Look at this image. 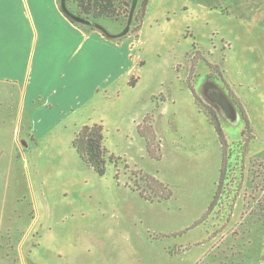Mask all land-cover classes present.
Masks as SVG:
<instances>
[{"label": "rangeland", "instance_id": "1", "mask_svg": "<svg viewBox=\"0 0 264 264\" xmlns=\"http://www.w3.org/2000/svg\"><path fill=\"white\" fill-rule=\"evenodd\" d=\"M231 2L149 0L135 53L139 61L129 77L135 83L121 86L118 98L112 96L89 113L104 127V146L117 161L108 163L104 176L85 165L73 148L75 133L84 126H63L39 145H29L35 213L25 180L23 217L3 226L7 233H0V263L19 264L21 250L25 264H260L264 78L254 68L255 50L236 44L229 48L224 41L229 30L243 26L228 14ZM103 25L110 34L125 30L123 22L104 20ZM210 109L217 113L228 145L241 139L249 145L241 190L230 222L219 233L224 219L218 213L200 225L223 165ZM125 187L184 204L177 216L160 212L161 227L180 233L160 236L154 245L130 232L115 233V204L141 200ZM102 225L107 226L95 234ZM175 247L181 255L165 252ZM7 253L13 256L6 258Z\"/></svg>", "mask_w": 264, "mask_h": 264}, {"label": "crops", "instance_id": "2", "mask_svg": "<svg viewBox=\"0 0 264 264\" xmlns=\"http://www.w3.org/2000/svg\"><path fill=\"white\" fill-rule=\"evenodd\" d=\"M228 9L243 26L229 30L224 41L229 48L236 44L255 50L254 68L264 78V0H232ZM138 38L130 36L118 44L98 31L88 34L62 13L59 0H0V233H7L3 226L10 220L18 222L23 217L22 205L28 199L25 180L30 184V205L35 213L26 149L63 126L77 130L99 124L89 113L111 102L112 96L118 98L121 86L133 85L129 77L139 61L135 55ZM27 113L30 131L26 132ZM124 189L141 200L115 204L111 219L115 233L130 232L151 245L159 242L160 236L180 233L179 229L161 227L160 212L177 216L184 204L178 205L174 198L151 202L136 189ZM177 247L165 252L179 256ZM131 252L137 255L134 247ZM19 254V264H25L21 250ZM97 254L103 256L100 251ZM12 256L5 254L6 258ZM260 264H264V238Z\"/></svg>", "mask_w": 264, "mask_h": 264}, {"label": "trees", "instance_id": "3", "mask_svg": "<svg viewBox=\"0 0 264 264\" xmlns=\"http://www.w3.org/2000/svg\"><path fill=\"white\" fill-rule=\"evenodd\" d=\"M148 3L149 0H138L134 17L127 32L124 31L131 19L134 0H65V6H63V0H59V7L71 23L79 29L88 34L98 31L108 40L121 44L130 36L138 38ZM71 14L79 18L81 22L74 19ZM104 20L123 22L125 24V30L120 35H109L103 30V28H105L103 25ZM134 81L132 82L133 84L135 83ZM228 95L232 97L230 94ZM28 114L29 113H27V118H25L24 130L30 131ZM207 114L211 123L214 124L220 140L223 153V165L216 193L200 225L209 220L208 216L218 213L219 217L221 216V219H224L222 228L218 230L219 233L223 231L230 222V211L233 209V202L239 195L237 193L238 189L241 190L242 180L244 178L243 164L249 152V145L244 139L233 141V144L228 145L225 131L222 128L217 113L210 109ZM146 119H148V117ZM243 136L244 134H242V137ZM73 148L82 161L92 168L99 176L106 175L108 163H115L117 161L104 146V127L101 124L84 126L80 132L76 133L73 141ZM118 176L119 175H117V177ZM154 183L160 187L162 186L156 181ZM137 192L147 201H157V199L148 197L144 191L138 190ZM230 199H232L231 206L230 209H227V206L229 208V204L227 206L226 204ZM258 210L261 211L259 221L262 222L264 227V201Z\"/></svg>", "mask_w": 264, "mask_h": 264}, {"label": "water", "instance_id": "4", "mask_svg": "<svg viewBox=\"0 0 264 264\" xmlns=\"http://www.w3.org/2000/svg\"><path fill=\"white\" fill-rule=\"evenodd\" d=\"M137 3H138V0H134V4H133V8H132V13H131V19H130L129 24H128V26H127V28H126V30H125L124 32H127L128 29H129V26H130V24H131V21H132V19H133V17H134V14H135V11H136V8H137ZM63 6H65V0H63ZM71 16H72L74 19L79 20V21L81 22V20H80L79 18H77L75 15L71 14ZM103 30H104V32H106L107 34L111 35V34L109 33V31H108L106 28H103ZM24 143H25V142H24Z\"/></svg>", "mask_w": 264, "mask_h": 264}]
</instances>
